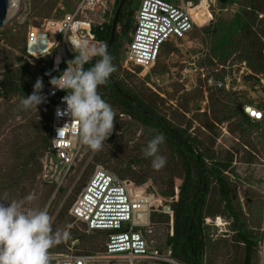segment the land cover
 Returning a JSON list of instances; mask_svg holds the SVG:
<instances>
[{
    "label": "rangeland",
    "instance_id": "obj_1",
    "mask_svg": "<svg viewBox=\"0 0 264 264\" xmlns=\"http://www.w3.org/2000/svg\"><path fill=\"white\" fill-rule=\"evenodd\" d=\"M31 18L59 17L70 11L74 0H29ZM141 0L133 7V16ZM179 3V0H168ZM118 0H114L103 16V24H110ZM190 4L194 29L183 41L167 44L154 66L144 69L131 64L124 56L128 39L122 41L117 78L144 104L176 128H186L198 141V149L208 155L207 164L230 162V172H224L229 184V199L235 210L240 211L245 225L264 231V71L257 73L244 59V53L261 48L264 57V0H185ZM244 20L250 30L241 32ZM103 26V25H102ZM27 24L15 20L0 30V71L14 67L23 47ZM6 32V33H4ZM129 37V34H128ZM26 52V51H25ZM38 51L30 52L36 54ZM254 53V51H253ZM28 54V53H26ZM258 63H260L257 60ZM264 64V62H262ZM257 64V63H256ZM258 67V66H256ZM212 76L223 82L214 90L203 79ZM101 87L97 91L101 95ZM33 92H29L31 95ZM18 95L0 97V196L20 200L29 195L24 210L47 209L52 218L53 233L62 238L49 249V254H75L92 257L87 264H126L120 259L102 255L106 236L86 232L68 214L92 172L101 167L123 179L127 186L141 188L139 195L149 201L141 202L137 218L147 215L149 223L141 229L149 245L161 251L171 250L166 236L171 230L170 220L163 222L155 216L151 222V203L162 206L156 212L171 213L168 192L182 184L184 168L182 159L165 141L160 154L166 165L154 170L150 158L142 149L155 136L149 127L125 114L116 106L113 132L104 141V147L93 152L83 145L79 159L71 168L62 187L44 183L42 173L46 152L39 153L37 162L29 165V173L19 189L8 187L7 174L17 167L24 152L38 151L44 134L46 119L51 116L48 103L27 111L19 106ZM105 101V99H104ZM107 102V101H106ZM109 104V103H108ZM252 105L263 111L257 128L242 121L243 106ZM49 127L47 133L49 132ZM46 131V130H45ZM23 152V153H22ZM218 189L212 184L208 212L217 210V216L205 217V251L202 264H243L244 248L237 243L229 229L230 220L224 216L222 204H215ZM215 205V208H214ZM169 211L165 212L164 208ZM216 209V210H212ZM220 225H217V219ZM259 231V232H260ZM50 264H56L50 260ZM134 264H158L136 261ZM252 264H259L258 244L252 255Z\"/></svg>",
    "mask_w": 264,
    "mask_h": 264
},
{
    "label": "built area",
    "instance_id": "obj_2",
    "mask_svg": "<svg viewBox=\"0 0 264 264\" xmlns=\"http://www.w3.org/2000/svg\"><path fill=\"white\" fill-rule=\"evenodd\" d=\"M113 2L74 0L72 9L61 16L35 20L31 18L29 0H8V12L12 10L9 22L15 20L18 25L27 24L25 51L28 54L22 55V59L33 64L37 57L47 56L52 61V69L60 71L59 77L67 68V62L79 55L77 45L87 42L89 47L99 46L93 38L92 29L102 26L103 16ZM193 29L194 18L190 4L185 0H179V3L141 0L133 16L124 56L131 64L151 68L167 44L185 40ZM35 39L45 42L46 47L37 54H31L28 44ZM2 79L3 71H0V82ZM203 79L214 90L223 87V82L212 76H203ZM39 94L44 98L42 103H48L51 109L50 149L45 154L42 177L44 183L55 187L56 193L78 161L83 145L76 141L78 122L72 121L63 99L67 92L50 83L42 87ZM243 110L253 121L263 119V111L256 106H243ZM144 201L149 203L139 195L133 196L123 179L97 167L70 206L68 214L75 222L82 224L86 232L106 234L102 251L105 258L120 259L126 264L142 260L179 264L172 258L170 249L163 252L156 246H150L143 235L141 229L149 223V207L147 215L143 214L139 219L136 210L142 208L141 202ZM258 256L261 264L264 260V231L258 241ZM91 258L75 254L50 255V260H55L56 264H87Z\"/></svg>",
    "mask_w": 264,
    "mask_h": 264
},
{
    "label": "trees",
    "instance_id": "obj_3",
    "mask_svg": "<svg viewBox=\"0 0 264 264\" xmlns=\"http://www.w3.org/2000/svg\"><path fill=\"white\" fill-rule=\"evenodd\" d=\"M119 1V0H118ZM118 4V2H117ZM137 0H125L120 11L114 38L109 51L113 57V64L117 71L114 72L106 85H101V97L111 106H116L125 114L139 120L142 124L149 127L153 134L162 133L165 141L174 150V153L182 159L184 168V179L179 188L168 192L167 196L171 199V213L156 212L161 210L162 206L151 203V222L155 221V216L162 218L163 222L170 220L171 230L166 236V245L171 248V256L179 264H202L205 251L204 231L205 217L217 216L218 212H208L207 202L210 196L211 185L214 184L218 189V199L215 204H222L224 207V216L230 220L229 229L237 243L243 245L244 260L243 264H252V255L257 247L258 241L261 240L262 232L260 228H250L244 224L241 219L240 211H236L231 200L229 199V184L224 172H230V162H213L207 164L208 155L197 147L198 141L192 138L186 128H176L159 116L154 110L144 104L136 95L132 94L117 78L119 69L120 56L122 50V41L128 39V34L132 30L133 7ZM135 8V7H134ZM110 24L92 29V35L95 41L107 44L110 31ZM250 24L244 20L240 31L250 30ZM6 33V32H4ZM25 39L20 55L16 58L14 67L4 69L3 79L0 82V97H10L18 95L21 99L33 92L34 85L38 79L42 81V87L49 85L53 78H56L60 71L52 69V61L49 57H37L33 64H29L22 59L25 52ZM254 51V53H253ZM253 51H247L244 59L253 68V71L260 73L264 71V57L261 48ZM75 56L72 58L74 59ZM99 57L92 58L83 65L84 70L94 66ZM257 60L260 62L258 63ZM257 63V64H256ZM258 66V67H256ZM54 101H51L53 103ZM50 106V105H49ZM242 121L246 124L257 128L262 121L251 120L242 110ZM44 134L41 136V146L38 151L22 152L19 157L17 167L7 174L6 184L8 187L19 189L23 185V178L29 173V165L37 162L39 153L47 152L50 149L49 132L50 118L46 119ZM156 130V131H153ZM40 151V152H39ZM1 188V186H0ZM130 193L133 196L143 194L141 188H132L129 186ZM144 203L149 206L147 201ZM215 208V205H214ZM209 209V208H208ZM260 231V232H259ZM106 235L104 232H91ZM167 264V263H164Z\"/></svg>",
    "mask_w": 264,
    "mask_h": 264
},
{
    "label": "clouds",
    "instance_id": "obj_4",
    "mask_svg": "<svg viewBox=\"0 0 264 264\" xmlns=\"http://www.w3.org/2000/svg\"><path fill=\"white\" fill-rule=\"evenodd\" d=\"M76 48L79 55L68 61L65 71L50 83L67 92L64 102L72 121L78 122L76 141L98 152L113 132L116 113L97 89L106 85L117 69L106 44L89 47L87 42H82ZM93 56L99 59L90 69L84 70L83 65ZM41 90L42 81L38 79L33 93L20 100V108L25 111L37 109L44 99L39 94ZM164 142V135L157 132L142 149L144 157L151 159L152 167L157 171L167 162L160 154ZM33 199L29 195L20 200H9L6 192L0 196V264H50L49 249L67 237L66 232L63 236L59 231L53 233L52 218L47 209L24 210L26 202Z\"/></svg>",
    "mask_w": 264,
    "mask_h": 264
},
{
    "label": "water",
    "instance_id": "obj_5",
    "mask_svg": "<svg viewBox=\"0 0 264 264\" xmlns=\"http://www.w3.org/2000/svg\"><path fill=\"white\" fill-rule=\"evenodd\" d=\"M124 2H125V0H119L117 7L115 9V12H114V16H113L112 23H111V31H110V35H109V38H108V41L106 44L108 53H109L111 45H112V41L114 38V33H115L117 21H118V17H119L120 11L124 5ZM8 7H9L8 6V0H0V30L4 29L5 21H6L7 14H8ZM164 211L168 212L169 208L165 207Z\"/></svg>",
    "mask_w": 264,
    "mask_h": 264
},
{
    "label": "bare ground",
    "instance_id": "obj_6",
    "mask_svg": "<svg viewBox=\"0 0 264 264\" xmlns=\"http://www.w3.org/2000/svg\"><path fill=\"white\" fill-rule=\"evenodd\" d=\"M11 15H12V10H9L8 19L6 20L4 27H6L9 24V20L11 18ZM45 47H46V43L45 42L39 41L38 39H35V40L29 42V44H28V52L32 53L34 51H39L40 49H43ZM216 224L217 225L221 224L219 218L217 219Z\"/></svg>",
    "mask_w": 264,
    "mask_h": 264
}]
</instances>
